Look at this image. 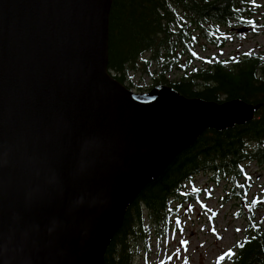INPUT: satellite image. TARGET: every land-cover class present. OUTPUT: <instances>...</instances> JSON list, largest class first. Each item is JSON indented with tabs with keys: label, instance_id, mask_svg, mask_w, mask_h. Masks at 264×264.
Wrapping results in <instances>:
<instances>
[{
	"label": "water",
	"instance_id": "obj_1",
	"mask_svg": "<svg viewBox=\"0 0 264 264\" xmlns=\"http://www.w3.org/2000/svg\"><path fill=\"white\" fill-rule=\"evenodd\" d=\"M112 6L0 0V264H105L143 190L262 107L126 88L109 72Z\"/></svg>",
	"mask_w": 264,
	"mask_h": 264
},
{
	"label": "trees",
	"instance_id": "obj_2",
	"mask_svg": "<svg viewBox=\"0 0 264 264\" xmlns=\"http://www.w3.org/2000/svg\"><path fill=\"white\" fill-rule=\"evenodd\" d=\"M263 3L113 0L109 72L121 84H126L130 73L140 71L159 75L157 86H170L188 99L219 104L239 99L262 107L245 126L203 134L144 189L108 248L105 264H132L136 244L147 245L151 236H167L181 209L200 202L202 192L188 186L201 174L216 186L225 182L230 190L228 199L241 202L238 217L246 215L245 234L221 262L264 264V226L255 216L262 206L257 199L248 202L251 186L246 173L251 164L264 170V50L228 58H201L198 54L209 52L210 47L224 49L230 40L223 32L243 38L244 33L264 31V15L257 18ZM173 74H179L180 80L169 82L167 77Z\"/></svg>",
	"mask_w": 264,
	"mask_h": 264
},
{
	"label": "rangeland",
	"instance_id": "obj_3",
	"mask_svg": "<svg viewBox=\"0 0 264 264\" xmlns=\"http://www.w3.org/2000/svg\"><path fill=\"white\" fill-rule=\"evenodd\" d=\"M259 13L257 18L264 15V9L259 10ZM223 33L230 40L225 48L219 51L210 47L209 52L198 53L201 58L214 55L228 58L264 50L263 30L259 33H244L243 38L237 37L233 32ZM180 77L179 74H173L167 80L176 82ZM155 78L160 77L136 71L127 76L124 86L136 94H147L157 87ZM246 173L251 186L248 202L253 199L259 201L262 209L255 216L264 226V170L251 164ZM188 189L202 192L200 202L181 209L179 220L175 221L167 236H151L147 245L136 244L132 264H226L221 262V257L224 258L225 254L233 250L236 242L246 232V215H237L241 210L240 200L228 199L230 190L226 183L216 186L207 175L195 177Z\"/></svg>",
	"mask_w": 264,
	"mask_h": 264
},
{
	"label": "snow or ice",
	"instance_id": "obj_4",
	"mask_svg": "<svg viewBox=\"0 0 264 264\" xmlns=\"http://www.w3.org/2000/svg\"><path fill=\"white\" fill-rule=\"evenodd\" d=\"M246 55H248V54H246ZM225 63H227V62H225ZM237 231H239V229H237ZM221 259H223V257H221Z\"/></svg>",
	"mask_w": 264,
	"mask_h": 264
},
{
	"label": "bare ground",
	"instance_id": "obj_5",
	"mask_svg": "<svg viewBox=\"0 0 264 264\" xmlns=\"http://www.w3.org/2000/svg\"><path fill=\"white\" fill-rule=\"evenodd\" d=\"M107 254V253H106Z\"/></svg>",
	"mask_w": 264,
	"mask_h": 264
}]
</instances>
